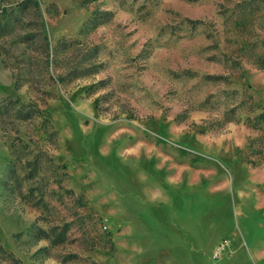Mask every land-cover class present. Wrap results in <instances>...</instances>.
<instances>
[{"label":"rangeland","instance_id":"374dc122","mask_svg":"<svg viewBox=\"0 0 264 264\" xmlns=\"http://www.w3.org/2000/svg\"><path fill=\"white\" fill-rule=\"evenodd\" d=\"M0 264H264V0H0Z\"/></svg>","mask_w":264,"mask_h":264}]
</instances>
